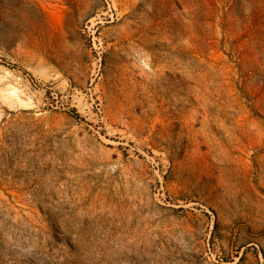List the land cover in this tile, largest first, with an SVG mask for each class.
<instances>
[{
	"label": "rangeland",
	"instance_id": "obj_1",
	"mask_svg": "<svg viewBox=\"0 0 264 264\" xmlns=\"http://www.w3.org/2000/svg\"><path fill=\"white\" fill-rule=\"evenodd\" d=\"M0 264H264V0H0Z\"/></svg>",
	"mask_w": 264,
	"mask_h": 264
}]
</instances>
